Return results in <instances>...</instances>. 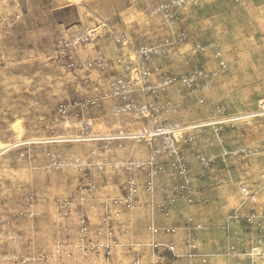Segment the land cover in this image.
Here are the masks:
<instances>
[{
	"label": "rangeland",
	"instance_id": "obj_1",
	"mask_svg": "<svg viewBox=\"0 0 264 264\" xmlns=\"http://www.w3.org/2000/svg\"><path fill=\"white\" fill-rule=\"evenodd\" d=\"M0 264H264V0H0Z\"/></svg>",
	"mask_w": 264,
	"mask_h": 264
},
{
	"label": "built area",
	"instance_id": "obj_2",
	"mask_svg": "<svg viewBox=\"0 0 264 264\" xmlns=\"http://www.w3.org/2000/svg\"><path fill=\"white\" fill-rule=\"evenodd\" d=\"M90 35H86V34H81V35H79V36H77L76 38H75V41H76V43H84L85 41H88V40H90ZM120 42V41H119ZM62 44V43H61ZM64 47H65V45H64ZM146 55H147V53H146ZM149 57V56H148ZM132 192H136L135 190H132ZM165 214H166V216H168L169 215V212L168 211H166L165 212ZM150 230L152 231V233L153 234H158V230L157 229H154V228H150ZM168 233H170L171 232V229H168V230H166ZM158 248V245H154V249H157ZM168 249H169V247H168ZM169 250H171V251H173V248H170Z\"/></svg>",
	"mask_w": 264,
	"mask_h": 264
}]
</instances>
